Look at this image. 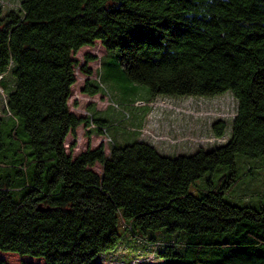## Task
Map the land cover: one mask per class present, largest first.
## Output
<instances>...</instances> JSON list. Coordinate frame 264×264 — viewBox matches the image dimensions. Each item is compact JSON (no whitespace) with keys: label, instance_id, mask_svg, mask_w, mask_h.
Instances as JSON below:
<instances>
[{"label":"trees","instance_id":"16d2710c","mask_svg":"<svg viewBox=\"0 0 264 264\" xmlns=\"http://www.w3.org/2000/svg\"><path fill=\"white\" fill-rule=\"evenodd\" d=\"M95 41L147 87V100L139 101L145 106L159 96L230 93V136L211 150L168 157L141 140L117 147L108 131L119 123L91 115L92 129L106 127L112 139L108 154L99 144L72 158L66 136L90 124L68 107L72 55ZM0 73V252L43 262L21 264H100L101 253L132 246L127 229L119 244L121 219L134 236L161 243L159 263L146 264H264V206L224 198L238 180L235 155L264 156V0H21L8 9L0 3ZM83 91L94 95L98 88L86 79ZM211 128L223 137L226 121ZM218 165L230 168L221 187L199 196L188 191ZM156 229L184 233L173 242L149 234Z\"/></svg>","mask_w":264,"mask_h":264},{"label":"rangeland","instance_id":"374dc122","mask_svg":"<svg viewBox=\"0 0 264 264\" xmlns=\"http://www.w3.org/2000/svg\"><path fill=\"white\" fill-rule=\"evenodd\" d=\"M0 1L4 3L1 4L2 8L8 9L18 6L21 0ZM86 55H90V58ZM72 58L75 61L76 81L71 87L68 99L69 110L77 116L92 115L95 120L107 124L118 122L119 125L110 127L108 131L117 147L141 140L152 145L161 155L168 157L191 155L198 148L211 150L222 143L212 139L214 133L211 126L217 119L226 121L223 137L227 139L231 134V119L236 111V102L230 93L211 98L159 96L149 108L143 102H139L147 100V87L127 77L115 51L107 52L99 41H95L90 46L80 48ZM86 70H90V75L85 73ZM97 76L103 86L96 81ZM86 79L97 86L98 93L89 95L83 91ZM5 80L9 85L12 84L10 88L12 89L15 79L10 72L5 75ZM10 89L4 86L5 95ZM87 127L81 124L65 138V150L72 158L84 151L87 146L94 148L99 144L104 145L105 153L108 154L111 142L105 139L102 132L97 133ZM234 164L238 180L233 188L224 189L225 200L238 206L256 208L264 206V156L250 157L237 153ZM94 170L99 172L100 166L96 165ZM229 175L230 168L227 165H218L190 183L188 191L199 196L211 188L221 187ZM117 231L121 236L119 244L122 245L126 228L121 219L118 220ZM183 233L180 231L168 234L163 229L149 231V234L155 235L159 240L174 237L173 242L179 241V235ZM120 247L126 248L125 254L129 248L131 249L128 258L122 254L123 260L133 256L132 246L124 243ZM0 258L8 264H21L28 260L43 263L40 259L13 253L0 252Z\"/></svg>","mask_w":264,"mask_h":264},{"label":"built area","instance_id":"2783aa9c","mask_svg":"<svg viewBox=\"0 0 264 264\" xmlns=\"http://www.w3.org/2000/svg\"><path fill=\"white\" fill-rule=\"evenodd\" d=\"M1 4L2 1H0ZM8 6V5H7ZM13 8V7H10ZM4 73H0V80L3 79ZM96 81L101 84L99 76L96 77ZM0 95L3 96V90L0 87ZM3 101H5V97L3 96ZM90 117L89 120V126L87 128H94L96 125L92 121L91 115H88ZM102 133L106 140L109 142H112L111 137L106 132V127H102ZM213 141L216 142H223L225 140L224 137H215L213 136ZM111 144V143H110ZM126 227L128 234H127V240L132 244L133 246V256L128 260H123L122 253L124 252L123 249L118 248L116 250H113L111 252L102 253L98 258L97 261L100 264H146L151 262H158L159 259L156 255V250L161 245L159 242H150L147 238L141 237V236H134L131 233V226L129 224H124ZM123 251V252H122Z\"/></svg>","mask_w":264,"mask_h":264},{"label":"crops","instance_id":"0c3cea01","mask_svg":"<svg viewBox=\"0 0 264 264\" xmlns=\"http://www.w3.org/2000/svg\"><path fill=\"white\" fill-rule=\"evenodd\" d=\"M125 254V253H124ZM131 255V249H128V252L125 254V258H128Z\"/></svg>","mask_w":264,"mask_h":264}]
</instances>
